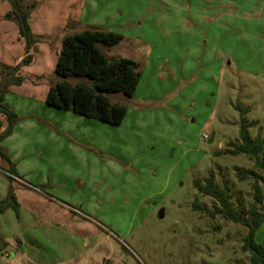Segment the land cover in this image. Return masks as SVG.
<instances>
[{
  "label": "rangeland",
  "instance_id": "374dc122",
  "mask_svg": "<svg viewBox=\"0 0 264 264\" xmlns=\"http://www.w3.org/2000/svg\"><path fill=\"white\" fill-rule=\"evenodd\" d=\"M30 1L31 13L40 4L68 10L69 23L80 5ZM73 24L120 33L118 43L97 46L109 59L135 60L139 83L132 96L107 94L127 109L111 125L48 105L42 84L20 73L33 60L12 65L23 79L4 81L17 118L10 124L0 112V201L12 189L20 206L19 215L0 211L8 242L0 264H248V228L211 216L212 198L195 182L214 172L244 208L253 184L264 194L254 161L227 152L242 119L264 141V0H87ZM6 73L0 62V82ZM58 79L54 71L47 82Z\"/></svg>",
  "mask_w": 264,
  "mask_h": 264
},
{
  "label": "trees",
  "instance_id": "16d2710c",
  "mask_svg": "<svg viewBox=\"0 0 264 264\" xmlns=\"http://www.w3.org/2000/svg\"><path fill=\"white\" fill-rule=\"evenodd\" d=\"M10 10L5 18L17 23L19 37L25 41L26 54L23 63L33 60L31 47L36 43L29 24L31 10L36 7L35 1L8 0ZM122 39V35L112 30L86 28L79 32L66 34L60 54L57 59L55 73L59 79L50 85L46 95V103L50 106L71 110L75 113L96 118L104 123L118 125L122 123L126 115V107L119 103H113L108 93L121 92L126 96H132L138 86L140 72L138 63L128 57H116L109 59L97 46L114 45ZM5 65V64H4ZM7 67L5 78L0 82V112L7 115L10 124H13L17 114L5 103L4 81L10 79L20 83L23 77L16 76L13 66ZM88 78L92 86L85 81L72 83L69 78ZM250 123L242 119L240 125L239 142H229L227 152L232 154L246 153L254 161V168L264 170V141L261 138L253 139L248 131ZM1 152V149H0ZM255 169L250 171L256 181H264L263 175ZM241 174V178L248 177ZM200 194L211 197L212 206L206 207L208 213L215 217L242 224L248 228L247 235L243 239L242 249L247 252L248 264H264V239L258 241L256 233L264 223L263 192L261 187L253 184L254 201L247 207H241V201H234L231 188L227 183L219 186L215 181V174L211 172L204 183L195 182ZM260 202V206L258 205ZM19 203L12 189L5 199L0 201V211L12 207L19 215ZM195 208H200L195 205ZM8 242L0 237V251L3 253Z\"/></svg>",
  "mask_w": 264,
  "mask_h": 264
},
{
  "label": "crops",
  "instance_id": "0c3cea01",
  "mask_svg": "<svg viewBox=\"0 0 264 264\" xmlns=\"http://www.w3.org/2000/svg\"><path fill=\"white\" fill-rule=\"evenodd\" d=\"M39 1L41 2L42 0ZM86 1L87 0L79 1L80 5L76 9L78 15H76L74 19H71L70 23L66 18L68 17V10H61L62 12H60L58 11V7L53 8L51 5H48L47 9L40 11L42 10L41 7H43V5L40 4L32 11L29 17V24L32 32L39 37L49 35V38H43L42 42L39 40L35 43L36 51H34L33 63L29 67V70L27 67L23 66L20 73L24 75L26 79H34L35 84L32 87L36 88L42 84L39 95L43 99H46L50 87L47 82V77L55 71L63 39L66 34L75 33L76 30L73 29L74 24H71L72 22L78 21L80 16H82ZM10 8L11 4L8 0H0V62L8 66L18 63L25 55L24 44L19 37L17 23L5 18ZM73 12L72 15H75ZM10 89V92H12L15 87H11ZM15 91L18 90L15 89ZM22 91L23 90H19L18 92L22 93ZM5 101L12 108L11 104L8 102L7 95L5 96Z\"/></svg>",
  "mask_w": 264,
  "mask_h": 264
},
{
  "label": "built area",
  "instance_id": "2783aa9c",
  "mask_svg": "<svg viewBox=\"0 0 264 264\" xmlns=\"http://www.w3.org/2000/svg\"><path fill=\"white\" fill-rule=\"evenodd\" d=\"M204 137L206 138V137H208V135H204Z\"/></svg>",
  "mask_w": 264,
  "mask_h": 264
}]
</instances>
